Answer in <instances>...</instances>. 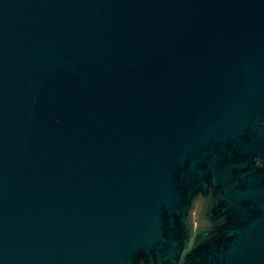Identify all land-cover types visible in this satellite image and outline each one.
<instances>
[{"label":"water","instance_id":"1","mask_svg":"<svg viewBox=\"0 0 264 264\" xmlns=\"http://www.w3.org/2000/svg\"><path fill=\"white\" fill-rule=\"evenodd\" d=\"M0 264H264V0H0Z\"/></svg>","mask_w":264,"mask_h":264}]
</instances>
